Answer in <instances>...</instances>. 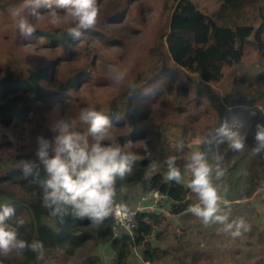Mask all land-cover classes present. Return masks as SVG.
Segmentation results:
<instances>
[{
  "label": "trees",
  "instance_id": "16d2710c",
  "mask_svg": "<svg viewBox=\"0 0 264 264\" xmlns=\"http://www.w3.org/2000/svg\"><path fill=\"white\" fill-rule=\"evenodd\" d=\"M99 1L101 0H98V4ZM212 1L222 4L221 12L230 13L235 17L240 15L245 5L258 4L260 23L257 27L250 24L240 25L233 19L230 23L223 21L220 23L225 17L224 13L219 17L207 15L198 8L195 0H165L163 27L158 26L160 32L157 38L148 44L151 45L152 61L158 72L151 79H146L147 72L140 71L122 91L119 102L113 108L115 113L108 114L109 119L115 120L120 117L113 121L115 126L113 132L117 133L111 142H118L121 146L129 141L134 144L140 135L152 133L151 129L142 128V122L147 118L142 110L145 106L143 103L152 100L148 98L152 91H156L157 94L164 91L169 98L165 106H171L172 113L177 117L180 114L189 116L190 113L191 118L197 119L196 115H191L192 111L197 109L201 102L207 103L204 108L213 115L214 123L203 126L199 133L193 134L194 137H202V141L207 138L210 141L201 143L197 151L205 153L209 163L213 165L217 163L213 156L220 157L218 163L225 174L219 183L215 180L214 183L218 185L222 197L228 201L246 200L252 198L255 193L264 191V153L257 155L256 160L252 162L246 159L243 161L244 157L238 155L236 158L238 152L228 148L226 142H218L220 138L215 136L214 131L213 135L208 136V133L226 123L230 129L238 130L244 135L245 144L250 149L256 142L257 125L264 124V112L256 106L258 99H254L248 92L227 94L222 102L220 100L216 104L217 97L206 90L208 84H217L222 80L224 68L231 69L242 64L246 46H254L264 57V0ZM48 3L55 6V0H38L31 5L36 6V9L40 8L42 12H47ZM126 4H129L128 0ZM128 9L129 6L109 23L113 24ZM58 11L63 12L62 9ZM36 28L45 38L46 43L42 44L55 49L59 55L48 62L26 68L6 67L0 77V126L9 132L5 133L6 139L0 137V208L7 205L14 209V215L5 222L9 228L16 226L19 217L27 221L26 226L18 230V239L28 243L33 240L42 241L46 257L44 261H37L35 253L25 250L19 256H14V253L8 256L0 255V264H45L52 259L57 260L61 254L72 256L74 250L89 247L88 254L92 251L98 255L89 256L87 264L93 262L101 264L99 251H102L104 246H108V249L114 252L113 264H130L135 249L141 251L144 262L159 263L167 251L153 245L152 236L157 233L156 239L159 240L161 235L167 234L163 225L170 223V216L178 218L191 214L187 209L197 203L198 198L193 199L192 196L196 195L186 187L187 182L166 181L162 172L154 175L150 182L145 181V167L156 159L151 157L140 159L145 155L134 153L137 161L133 173L125 181L117 183L118 194L126 192L131 196L138 191L140 198L151 190H158L168 196L156 211L140 212L137 215L138 222L132 236L120 230L119 236L115 237L113 218L105 220L101 227L95 228L88 220H73L70 214L63 218L50 216L49 211L42 207L40 199L39 180L46 178L43 170H40L39 180L23 176L20 168L22 160L38 162L37 138L44 136L52 140L56 135L51 127L41 121L43 115L54 112L59 101H64L61 99L66 95L77 94L81 79L89 75L88 63H80L88 62L90 57L92 59L97 57L100 44L105 46L110 43L119 46L125 44L124 36L118 33V28L104 30L105 24L101 22L99 25L97 23L95 29L84 30L82 38L77 41L69 38L62 27ZM96 35L97 46L91 48L88 40ZM140 61L141 58L138 59V64ZM65 64L80 66L62 69L61 66ZM131 72L133 74L136 70L132 69ZM181 75L182 79L177 82ZM233 84L237 90L243 86H247L249 90L261 88L264 85V62L255 72L248 70L235 76ZM133 88L135 90L129 95ZM102 113L107 115L105 112ZM161 128L163 125L160 124L159 130ZM159 130L155 131V135L162 137ZM26 133L32 144L24 148L19 146V143ZM183 145L187 149V146ZM184 162L181 164L184 165ZM238 168L240 169L236 174L238 178L233 181V175ZM239 180H244V188L239 184ZM121 187L126 191L120 192ZM230 189L235 190L233 197L224 192ZM123 200L125 201L124 196ZM123 207L127 210L132 209L134 203L126 205L125 202Z\"/></svg>",
  "mask_w": 264,
  "mask_h": 264
},
{
  "label": "rangeland",
  "instance_id": "374dc122",
  "mask_svg": "<svg viewBox=\"0 0 264 264\" xmlns=\"http://www.w3.org/2000/svg\"><path fill=\"white\" fill-rule=\"evenodd\" d=\"M37 1L38 0H23L20 2L17 0H0V77L3 75L6 67L26 68L41 62H48L59 55V52L55 49H51L48 45L42 44L45 42V38L42 36L40 30H36L31 37L20 35L15 26V21L9 15L8 10L10 8H18L22 10V14L29 19V21L35 23L33 10L41 14L46 13L42 12L40 8L36 9V6L31 5V3ZM126 1L127 0L99 1V22L105 24L104 30L118 28V33L124 36L123 40L125 44H123V46L112 43L108 44V46L100 44L101 48L98 49L97 57L94 59L90 57L88 62L80 63H88L89 71L87 73L89 75L81 79L79 85L80 89L77 94L66 95V97L61 99L64 101H59L54 112L43 115L44 117H42L41 121L46 126L51 127L56 119L64 117L65 115H74L75 106L77 108H94L98 111L105 112L107 115L114 114V105L119 102L122 91L129 86L131 80L136 78L140 71L147 72L146 79H151L152 76L158 72V70H156V65L152 61L153 55L150 51L151 45L148 44H150V42L152 43L153 39L155 40L157 38L160 27H163L165 21V14L163 13L165 0H128L129 4H126ZM195 2L198 8L207 15L219 17L224 13L221 12L222 4L220 2L212 0H195ZM261 5H263V3H261ZM128 6L129 9L125 11L124 14L122 13L118 20H115L113 24L109 23V21H113V18L119 16ZM258 6V4H247L242 9L240 15L236 17L225 12V17L220 20V23H222V21L230 23V20L233 19L240 25L250 24L257 27L260 23ZM99 22H97L98 25ZM35 26L55 28L47 23V17H42ZM63 27L64 26H62V28ZM97 38L98 36L96 35L88 40L91 48L97 46ZM139 58H141V61L138 64ZM262 62H264V57L259 54L257 49L251 45L246 46L242 64L231 69L224 68L222 80L217 84H208V89L206 91L217 97L216 104H218L220 100L222 102L227 94L236 95L238 93L245 94L248 92L254 99H258V104L256 106H258L259 109H264V85L258 90H249L247 86H243L237 90L233 84L235 76H239L243 71H257ZM80 64H65L61 67L62 69H67L71 66L78 67ZM108 64L128 70L126 86H121L113 81L112 73L109 72L106 67ZM168 65H170V62ZM171 68L174 69L172 65ZM132 69L136 70L133 74L131 72ZM181 79L182 75L177 78V82ZM179 85H181V83H179ZM155 96L158 98H155ZM148 98L152 100L143 103L145 106H143L142 110L147 118L142 122V128L144 130L151 129L152 133L140 135L137 142L127 148L135 154L146 155L143 149V145L146 143L152 153L151 158L163 163L169 156H175L179 159L177 162L178 166L181 168V165H183L181 163L186 161L189 153L198 150V146L201 144L198 143V141L203 140L202 137H194L193 134L199 133V130L202 129L203 126H210L213 122V115L205 110L204 105L207 103L201 102L197 105V109L192 111L191 114L192 116L196 115L197 119L191 118L190 113H188L189 116L180 114V116L177 117L172 113L171 106H165V102H168L169 98L164 91L160 94H157L156 91H152L151 94L148 95ZM172 98L173 96L171 99ZM110 120L113 122L118 119ZM160 124L163 125V128L159 130ZM75 127L81 132H86L87 130V126L78 120L76 121ZM114 130L115 126L112 129L113 139L117 133V131L113 132ZM156 130L162 133V137L155 135ZM10 131L13 132L12 130ZM5 133L9 132L0 126V137L3 136L4 139H6ZM181 143L185 144L187 149L183 147L182 151L177 150L175 146ZM31 144V141L27 139L26 133L25 137L20 139L19 146L25 148ZM127 148H125L126 151L128 150ZM250 149L248 145L245 144L244 150L238 152L235 157L237 158L239 157L238 155H241L244 157L243 161L245 159L251 162L256 160L257 155H251ZM244 153L246 155H244ZM232 163L233 159L231 160V164ZM242 163L241 161V164ZM241 166H243V164ZM164 170H162V173ZM239 170L238 168L233 175V181L237 180L238 176L236 174L239 173ZM189 179L190 175L184 173L182 181L187 182ZM217 182L219 183L220 180ZM239 184L242 186L244 180H239ZM234 191V189H230L224 192L233 197ZM137 193L138 191L131 194L130 197L127 196L125 202L128 203L129 199L135 201L138 198ZM263 194L264 191L257 192L250 201L245 203H242L243 200H237L239 201L238 203L237 201H229L231 207L230 218H243L249 226V230L242 231L240 237L232 238L230 234L224 235V233L221 236H216L215 233L218 232V225L217 228L210 226V231H208L209 229L204 227L201 221L196 217H193L194 221H191V224L190 220L186 218H179L177 223L174 221V217L170 216V223H168V225H163L167 234L161 235L159 240L156 239L158 234H154L151 238L152 243L167 251L170 258L166 259L165 264H264V226L261 225V228H263L262 231L258 230L261 228H255V223L259 222V220L252 216L253 212L264 211ZM192 197L193 199L196 198V196ZM121 201L124 200L122 199ZM254 228L257 230H254ZM221 239L225 240L221 242ZM248 243H251L249 247L246 245ZM88 249H90V247L82 250L76 249L72 256L66 253L61 254L58 259L56 258L57 260L52 259L45 264H87V258L92 254H97V252L92 253V251L88 254ZM137 252L138 254L140 252L139 255H141L139 249H137ZM199 255H201V257H198ZM14 256H16V254ZM91 264L100 263L93 262Z\"/></svg>",
  "mask_w": 264,
  "mask_h": 264
},
{
  "label": "clouds",
  "instance_id": "9594fccd",
  "mask_svg": "<svg viewBox=\"0 0 264 264\" xmlns=\"http://www.w3.org/2000/svg\"><path fill=\"white\" fill-rule=\"evenodd\" d=\"M27 6V5H26ZM48 11L44 14L33 10L35 23L29 21L18 8H10L9 15L15 21L19 34L31 37L36 31V23L42 17H47V23L55 28L63 27L65 34L73 41L80 40L84 30L95 29L100 8L98 0H55L47 4ZM63 10V12L58 10ZM112 73L116 84L126 86L127 69H121L112 64L106 65ZM135 89H131L129 95ZM264 112V109H261ZM120 117H117L119 119ZM87 126L86 132L75 127L76 121ZM114 125L108 115L90 107L75 106L74 115H65L56 119L51 130L56 133L52 140L39 136L36 156L38 162L22 160L20 168L25 178L39 180L42 169L46 178L39 180L41 188L42 207L49 211L52 217L71 215L73 220L90 221L95 228L101 227L105 220L113 218L125 230H129L131 216L123 205L117 204L118 181H125L132 173L137 156L125 148L132 145L131 141L121 146L113 143L112 129ZM218 136L219 143H227L233 151H243L245 137L238 130L230 129L227 124L210 130L208 136ZM215 138V137H214ZM91 141V142H90ZM255 145L250 149L253 156L264 153V124L257 125ZM210 142L208 138L198 143ZM183 150V144L175 146ZM145 157L152 153L146 143L143 145ZM217 161L210 164L205 153L192 151L183 165V172L190 175L186 187L198 198V202L190 205L187 212L198 218L204 227L218 225L219 233L230 234L232 238L248 231L249 226L243 218L231 219L230 202L222 197L215 181L221 180L225 171L220 167V157L214 155ZM166 181L180 183L183 174L178 166L177 158L169 156L163 163L152 160L145 167L144 180L150 182L154 175L162 170ZM120 192L126 191L124 187ZM159 199L158 193H148V198ZM120 208L124 216L117 211ZM14 215L10 206L0 208V255H22L25 250L36 254L37 261H44L46 249L42 241L33 240L28 243L18 239V230L26 226L22 217L16 220V226L9 228L6 221Z\"/></svg>",
  "mask_w": 264,
  "mask_h": 264
},
{
  "label": "crops",
  "instance_id": "0c3cea01",
  "mask_svg": "<svg viewBox=\"0 0 264 264\" xmlns=\"http://www.w3.org/2000/svg\"><path fill=\"white\" fill-rule=\"evenodd\" d=\"M260 192V191H259ZM123 196H124V198L126 199V197L128 196V197H130L129 195H128V193H126L125 192V194H118V196H117V198L121 201L122 199H123ZM250 199H252V198H250ZM250 199H246V200H243L242 201V203L244 202H248V201H250ZM263 199H264V194H263ZM240 201V200H239ZM239 201H237V203L239 202ZM123 204L125 203V201H121ZM132 203H134V206H135V204H136V202L135 201H133L132 199H129V201H128V203H126V205H128V204H132ZM237 203H235V204H237ZM262 209V208H261ZM263 210V209H262ZM249 214H251V213H249ZM253 215V218H255V219H257V220H259V222H256L255 223V225L256 226H254L255 228H261V225H263L264 226V211H261V212H253L252 213ZM194 216L192 215V214H189V215H185V216H182V217H178V218H174L175 220V222H177L178 221V219L179 218H182V219H188V220H190V223L192 224V222L191 221H194V218H193ZM196 221V220H195ZM178 223V222H177ZM262 223V224H261ZM262 226V227H263ZM213 228H217V225H213L212 226ZM207 229H209L208 231H210V228L211 227H206ZM254 228V230H257V229H255ZM258 230H260V231H262L263 230V228H261V229H258ZM123 233H125V232H123ZM216 234V236H218V235H223V233H219V232H216L215 233ZM224 235H225V233H224ZM223 240H225V239H223ZM222 239H221V242L223 241ZM248 247L251 245V243L249 244H246ZM258 245H260V244H258ZM99 254H100V256H101V263L102 264H113V258H114V252L112 251V250H110V249H108V246H104L103 247V250L102 251H99ZM140 254V253H139ZM138 254V252H137V249H135L134 250V252H133V254L131 255V258H130V264L131 263H133V264H151V263H149V262H144L143 260H142V257H141V255H139ZM168 258H170L169 257V255L168 254H166V256L163 258V259H161V261L159 262V263H152V264H165L166 263V259H168ZM55 260V259H54ZM48 263V262H47Z\"/></svg>",
  "mask_w": 264,
  "mask_h": 264
},
{
  "label": "built area",
  "instance_id": "2783aa9c",
  "mask_svg": "<svg viewBox=\"0 0 264 264\" xmlns=\"http://www.w3.org/2000/svg\"><path fill=\"white\" fill-rule=\"evenodd\" d=\"M149 193H158L159 199H156L155 197L148 198V193L145 195H141L140 198L136 200V204L132 209H128V214L131 216L130 226L129 230H125L119 223H117L114 219L113 223V232L114 236H119L120 230L125 232L126 234H129L130 236L133 235L134 230L137 226V215L140 212H154L158 209L161 203H163L168 196L158 190H151ZM117 204L123 205V203L117 198ZM117 211L120 212L121 216H124V212L121 211L120 208H117Z\"/></svg>",
  "mask_w": 264,
  "mask_h": 264
},
{
  "label": "bare ground",
  "instance_id": "6f19581e",
  "mask_svg": "<svg viewBox=\"0 0 264 264\" xmlns=\"http://www.w3.org/2000/svg\"><path fill=\"white\" fill-rule=\"evenodd\" d=\"M173 38V37H172ZM172 40V39H171ZM140 253V252H139ZM132 264V263H131Z\"/></svg>",
  "mask_w": 264,
  "mask_h": 264
}]
</instances>
